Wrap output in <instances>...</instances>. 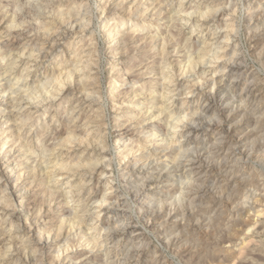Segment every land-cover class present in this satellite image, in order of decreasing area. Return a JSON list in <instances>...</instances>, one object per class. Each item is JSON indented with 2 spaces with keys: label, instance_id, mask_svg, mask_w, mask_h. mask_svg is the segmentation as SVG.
Listing matches in <instances>:
<instances>
[{
  "label": "rangeland",
  "instance_id": "1",
  "mask_svg": "<svg viewBox=\"0 0 264 264\" xmlns=\"http://www.w3.org/2000/svg\"><path fill=\"white\" fill-rule=\"evenodd\" d=\"M0 85V264H264V0H0Z\"/></svg>",
  "mask_w": 264,
  "mask_h": 264
},
{
  "label": "bare ground",
  "instance_id": "2",
  "mask_svg": "<svg viewBox=\"0 0 264 264\" xmlns=\"http://www.w3.org/2000/svg\"><path fill=\"white\" fill-rule=\"evenodd\" d=\"M78 6V5H77ZM217 10V9H216ZM220 11V10H219ZM188 12V11H187ZM191 12H193V11H191ZM217 12H218V10H217ZM178 13V12H177ZM187 14V13H186ZM189 15V14H188ZM190 18V17H189ZM202 18V17H201ZM11 25V24H10ZM173 26V25H172ZM123 27V26H122ZM103 28H105V26L103 27ZM80 29V28H79ZM233 30V29H232ZM32 34V33H31ZM115 34V33H114ZM235 34V33H234ZM113 35V34H112ZM235 36V35H234ZM112 37V36H111ZM110 35L108 36L107 34H106V40H107V44L109 43H111V42H113L112 41V39L110 40ZM231 37V36H230ZM26 38H28V41L30 40L29 39V37L28 36H26ZM225 38V37H224ZM231 40V39H230ZM229 41V40H228ZM236 44V43H235ZM106 45V44H105ZM105 48H107V49H109V45L108 46H106ZM215 52V51H214ZM180 54V53H179ZM32 55V54H31ZM236 57V56H235ZM24 59V58H23ZM216 59V58H215ZM218 59V58H217ZM232 64V63H231ZM238 64V63H237ZM236 64V65H237ZM233 65V64H232ZM237 67V66H236ZM224 69V68H223ZM183 72V71H182ZM2 76V75H1ZM69 77V76H68ZM56 78V77H55ZM193 84V83H192ZM1 86V85H0ZM57 87V86H56ZM217 88V87H216ZM216 88H214V89H216ZM212 90H213V88H211ZM50 91V90H49ZM204 91V90H203ZM206 91V90H205ZM0 92H5V91H0ZM202 92V91H201ZM218 92V91H217ZM250 92V91H249ZM192 93V92H191ZM189 94V93H188ZM209 94H211L210 92H209ZM208 94V95H209ZM216 94V93H215ZM4 95V94H3ZM2 95V96H3ZM58 95V94H57ZM1 96V97H2ZM47 96V95H46ZM45 96V97H46ZM211 96V95H210ZM220 96V95H219ZM52 97V96H51ZM215 97V96H214ZM213 97V98H214ZM47 98V97H46ZM85 98V97H84ZM202 98V97H201ZM207 98V97H206ZM222 98V97H221ZM5 99H7L6 101H10V100H12V98L11 97H7L6 96V98ZM54 99V98H53ZM212 99V98H211ZM217 99V98H216ZM43 100V99H42ZM47 101V100H46ZM204 101V100H203ZM224 101V100H223ZM14 102V101H13ZM21 102V101H20ZM8 103V102H7ZM16 103H17V101H16ZM205 103V102H204ZM207 103V102H206ZM221 103V102H220ZM9 104V103H8ZM35 104V103H34ZM208 104H212V103H209L208 102ZM215 104H216V102H215ZM19 106H20V104H19ZM18 106V107H19ZM38 106V105H37ZM13 107V106H12ZM15 107V106H14ZM215 107V106H214ZM221 107V106H220ZM207 108V107H206ZM22 109V105L18 108V112H19V110H21ZM30 109V108H29ZM37 109V108H36ZM221 109V108H220ZM218 111H220V110H218ZM12 113H15L14 111H11ZM12 113H10V115L8 116V117H16L17 116V114L15 115V114H12ZM37 113V112H36ZM35 114V113H34ZM223 114V113H222ZM223 117V116H222ZM17 118V117H16ZM225 118V117H224ZM223 118V119H224ZM225 120V119H224ZM227 120V119H226ZM14 121L15 120H11V127L14 125ZM218 123V122H217ZM205 124V123H204ZM9 125V124H8ZM214 125V124H213ZM224 125V124H223ZM105 126V125H104ZM21 127H23V124H22V126ZM222 127V126H221ZM15 128V127H14ZM210 128V127H209ZM228 128H229V126H228ZM11 129V128H10ZM21 129V128H20ZM9 128H3V129H1L0 128V135L1 136H3V135H5L3 138L1 137V140H0V146H1V148H0V151H1V149L3 150V147L5 146V145H7V144H9L6 148H5V150L6 151H4V153H3V156H4V158L5 157H7L8 156V158L6 159V161L8 160V159H10L11 157H13L14 155H16L15 153H17V151H18V149L16 150V146H14L13 145V143L14 142H12V140H8V139H10V138H13V137H15L16 135H13L12 133L13 132H11V130H9ZM16 132V131H15ZM221 132V131H220ZM227 132V131H226ZM229 132V131H228ZM19 133V132H18ZM222 133V132H221ZM224 133V132H223ZM17 134V133H16ZM20 135V134H19ZM231 135H232V133H231ZM222 136V135H221ZM17 138H16V140H18V136H16ZM20 137V136H19ZM224 138V137H223ZM87 139V138H86ZM95 139V138H94ZM120 139V138H119ZM4 140H7V141H5L4 142ZM3 141V142H2ZM21 141V140H20ZM22 142V141H21ZM71 142H73V140L71 141ZM99 142V141H98ZM233 142V141H232ZM231 143V142H230ZM102 144V143H101ZM19 146V145H18ZM22 146V145H21ZM86 146V145H85ZM19 148H22V147H19ZM239 148V147H238ZM104 149V148H103ZM237 150V149H236ZM20 151V150H19ZM235 151V150H234ZM240 151V150H239ZM237 152V151H236ZM231 154H233V153H231ZM3 156H2V158H3ZM16 157H18V156H16ZM16 157H14L15 159H16ZM163 158V157H162ZM2 160V159H1ZM11 161V160H10ZM12 162V161H11ZM5 163V162H4ZM7 163V162H6ZM53 163V162H52ZM96 163V162H95ZM101 163V162H100ZM22 165V162H21V164L19 165V166H17V167H15V166H12V164H10V165H8L5 169H9L10 171H9V173H11V172H15V173H17L16 174V178H15V182L17 183V181L18 180H20L21 178H22V176L24 175L23 173H22V168L21 169H18L17 170V168H20V167H22L21 166ZM200 165V164H199ZM105 166V165H104ZM96 167V166H95ZM200 167H202V165L200 166ZM15 168V169H14ZM57 168V167H56ZM60 168V167H59ZM95 169V168H94ZM58 171V170H57ZM195 171V170H194ZM31 172V171H30ZM28 173V172H27ZM98 173V172H97ZM101 173V172H100ZM105 173V172H104ZM204 173V172H203ZM104 175V174H103ZM101 176V175H100ZM0 182H2V184L1 185H3L2 186V192L4 193L5 192V197H6V199L9 201V203L13 200L12 199V197H14L13 195H14V192H22L21 193V196H20V202H22V199L25 197L24 196V194H25V191H21L22 189L21 188H19L18 189V187L21 185V183L19 184V185H17V186H15V185H13V186H10V181H9V178H8V176H7V174L6 175H4V174H2V172H0ZM32 183V182H31ZM187 183V182H186ZM201 187V186H200ZM262 194V193H261ZM202 197V196H201ZM103 198V197H102ZM27 201V200H26ZM104 202V201H103ZM101 203V202H100ZM3 205V204H2ZM5 205V204H4ZM101 205H103V204H101ZM111 205V204H110ZM97 206V205H96ZM104 206V205H103ZM97 207H99V206H97ZM96 207V208H97ZM137 210V209H136ZM0 211L1 212H4V214L2 215V216H5L4 218H10V223H11V225L13 224V226L14 227H16V229H21L20 231H19V233H20V235H21V238H28L27 240H29L30 238H31V236H32V234H34V232H33V229L31 228V227H29V226H26V221H25V226H23L22 225V221H21V219H20V215L18 214L17 215V213H16V207L14 206V205H12V204H9V205H7V206H3V208H1L0 209ZM0 212V214H2ZM17 212H18V210H17ZM23 218V217H22ZM60 219V218H59ZM60 221V220H59ZM4 223V222H3ZM130 223V222H129ZM2 224V223H1ZM127 224V223H126ZM125 224V225H126ZM135 225V224H134ZM115 226V225H114ZM126 226H130V225H126ZM134 227V226H133ZM130 228H132V227H130ZM129 229V228H128ZM121 230V229H120ZM71 232V231H70ZM40 233V232H39ZM124 233V232H123ZM37 235V234H36ZM39 235H41V234H39ZM141 236V235H140ZM14 238V237H13ZM40 238V237H39ZM47 238H48V235H47ZM6 240H8V239H6ZM46 241H48V239H46ZM30 242V241H29ZM54 242V241H53ZM31 243V242H30ZM49 243H51V242H49ZM45 244H48L47 242H43L42 243V246H44ZM15 251V250H14ZM17 253V252H16ZM6 255V254H5ZM11 256V255H10ZM18 256V255H17ZM19 259V258H18Z\"/></svg>",
  "mask_w": 264,
  "mask_h": 264
}]
</instances>
